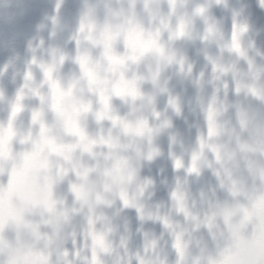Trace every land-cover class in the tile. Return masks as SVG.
<instances>
[{"label": "clouds", "instance_id": "clouds-1", "mask_svg": "<svg viewBox=\"0 0 264 264\" xmlns=\"http://www.w3.org/2000/svg\"><path fill=\"white\" fill-rule=\"evenodd\" d=\"M0 264H264V0H0Z\"/></svg>", "mask_w": 264, "mask_h": 264}]
</instances>
